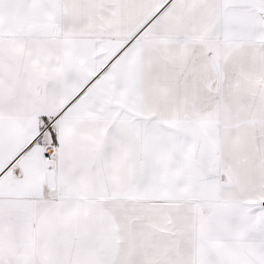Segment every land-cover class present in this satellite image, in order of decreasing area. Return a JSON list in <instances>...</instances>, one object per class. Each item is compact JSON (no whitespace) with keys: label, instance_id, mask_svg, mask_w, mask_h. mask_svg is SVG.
Segmentation results:
<instances>
[{"label":"snow or ice","instance_id":"1","mask_svg":"<svg viewBox=\"0 0 264 264\" xmlns=\"http://www.w3.org/2000/svg\"><path fill=\"white\" fill-rule=\"evenodd\" d=\"M0 264H264V0H0Z\"/></svg>","mask_w":264,"mask_h":264}]
</instances>
